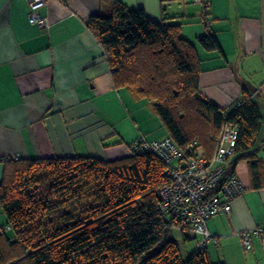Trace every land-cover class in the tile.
Masks as SVG:
<instances>
[{
  "label": "trees",
  "instance_id": "1",
  "mask_svg": "<svg viewBox=\"0 0 264 264\" xmlns=\"http://www.w3.org/2000/svg\"><path fill=\"white\" fill-rule=\"evenodd\" d=\"M88 27L108 55L115 87L154 102L182 152L179 164L201 146L212 155L223 126L233 125L240 135L229 170L246 160L260 185L261 108L245 87L238 108H222L204 95L202 59L180 24L116 0L92 15ZM199 41L208 50L221 49L213 32ZM169 167L151 151L115 160L8 157L0 182L8 221L0 231V264H226L213 261L208 248L185 257L172 237L175 227L159 207V190L172 181ZM84 201L79 213L59 212Z\"/></svg>",
  "mask_w": 264,
  "mask_h": 264
},
{
  "label": "crops",
  "instance_id": "2",
  "mask_svg": "<svg viewBox=\"0 0 264 264\" xmlns=\"http://www.w3.org/2000/svg\"><path fill=\"white\" fill-rule=\"evenodd\" d=\"M31 1L0 0V182L8 157L115 160L131 155L130 145L140 137L169 135L153 101L115 87L108 55L88 27L92 15L116 0H48L41 15L48 17L49 30L30 21ZM118 1L181 25L202 59L200 89L206 97L228 108L245 87L264 115V0H208L205 7L194 0ZM209 32L220 50L200 43ZM261 157L259 186L248 161L236 166L245 191L232 203L233 218L220 213L207 222L218 239L208 246L213 261L264 264V241L254 236L247 251L240 238L244 230L264 227ZM7 224L0 203V231ZM190 240L184 237L183 247L180 243L182 251L188 248L187 256L198 244L195 240L189 247Z\"/></svg>",
  "mask_w": 264,
  "mask_h": 264
},
{
  "label": "built area",
  "instance_id": "3",
  "mask_svg": "<svg viewBox=\"0 0 264 264\" xmlns=\"http://www.w3.org/2000/svg\"><path fill=\"white\" fill-rule=\"evenodd\" d=\"M194 1L204 7L209 4L208 0ZM47 4L48 0H32L29 18L31 22L39 23L49 30L51 23L48 17L41 15V9ZM206 23L211 25L212 22L206 20ZM241 104V100H237L232 107L238 108ZM239 135L236 126H223L212 155L200 151L199 147L197 153L182 164H179L182 152L170 135L161 140L140 137L130 145L131 154L151 151L170 164L168 174L172 181L159 190L161 213L172 221L175 228L197 239L199 250L208 248L211 242L218 243L216 236L208 229V220L220 213H225L232 219V203L245 191L236 169L229 170ZM254 236L264 241V227H255L240 233L241 243L247 251L253 246Z\"/></svg>",
  "mask_w": 264,
  "mask_h": 264
},
{
  "label": "rangeland",
  "instance_id": "4",
  "mask_svg": "<svg viewBox=\"0 0 264 264\" xmlns=\"http://www.w3.org/2000/svg\"><path fill=\"white\" fill-rule=\"evenodd\" d=\"M200 151H204L205 152L206 150H205V148L203 146H201L200 147ZM86 204H87V202H85V201L84 202H80V203H72V204H69V205L61 207L59 209V212H61V213H71L72 215H74L76 213L81 212V210L86 207ZM67 223L68 222H66L65 224H67ZM185 236L186 235L183 234V231L180 230L179 228H174L173 231H172V237L175 240H177L179 243H181L182 247H183V240H184ZM195 240L197 241V239L190 240L191 243L188 246L192 247ZM187 251H188V248L184 247L183 248V254H184L185 257L187 256V253H189Z\"/></svg>",
  "mask_w": 264,
  "mask_h": 264
},
{
  "label": "water",
  "instance_id": "5",
  "mask_svg": "<svg viewBox=\"0 0 264 264\" xmlns=\"http://www.w3.org/2000/svg\"><path fill=\"white\" fill-rule=\"evenodd\" d=\"M261 156H264V147H263V149L261 151Z\"/></svg>",
  "mask_w": 264,
  "mask_h": 264
},
{
  "label": "bare ground",
  "instance_id": "6",
  "mask_svg": "<svg viewBox=\"0 0 264 264\" xmlns=\"http://www.w3.org/2000/svg\"><path fill=\"white\" fill-rule=\"evenodd\" d=\"M183 163V162H182Z\"/></svg>",
  "mask_w": 264,
  "mask_h": 264
}]
</instances>
